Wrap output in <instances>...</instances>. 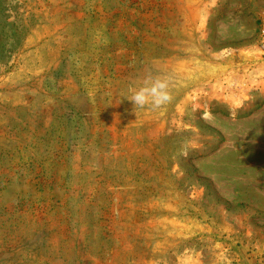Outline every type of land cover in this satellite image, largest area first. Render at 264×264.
Masks as SVG:
<instances>
[{
	"label": "rangeland",
	"instance_id": "obj_1",
	"mask_svg": "<svg viewBox=\"0 0 264 264\" xmlns=\"http://www.w3.org/2000/svg\"><path fill=\"white\" fill-rule=\"evenodd\" d=\"M0 264H264V0H0Z\"/></svg>",
	"mask_w": 264,
	"mask_h": 264
},
{
	"label": "clouds",
	"instance_id": "obj_2",
	"mask_svg": "<svg viewBox=\"0 0 264 264\" xmlns=\"http://www.w3.org/2000/svg\"><path fill=\"white\" fill-rule=\"evenodd\" d=\"M173 81L168 75L147 74L138 86H130L124 96L133 104V112L138 117V110L163 111L173 102Z\"/></svg>",
	"mask_w": 264,
	"mask_h": 264
}]
</instances>
